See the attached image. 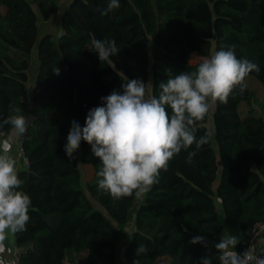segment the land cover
<instances>
[{
  "label": "trees",
  "instance_id": "1",
  "mask_svg": "<svg viewBox=\"0 0 264 264\" xmlns=\"http://www.w3.org/2000/svg\"><path fill=\"white\" fill-rule=\"evenodd\" d=\"M107 6L108 0H71L56 38L41 36L40 23L59 13L57 0H0V121L19 115L31 99L23 142L29 166L18 175L32 204L27 230L15 234L19 264H118L123 252L124 264H200L203 256L220 264L213 245L222 235L238 237L243 254L251 230L264 221V117L240 116V104L252 111L259 104L247 84L195 124L199 138L212 120L214 135L189 149L196 151L190 162L182 150L161 170L132 233L135 195L114 200L98 190L102 164L91 145L82 141L72 159L64 146L72 122L85 126L89 111L114 90L122 93L128 79L151 84L158 96L169 74L190 73L222 48L256 63L259 72L249 76L264 88V0H119L102 15ZM105 38L120 51L101 62L89 48ZM34 51L39 66L31 87ZM194 55L201 58L195 65ZM9 134L10 126L0 128ZM81 165L94 169L85 185ZM197 235L208 248L189 243ZM140 244L146 251L137 255Z\"/></svg>",
  "mask_w": 264,
  "mask_h": 264
},
{
  "label": "clouds",
  "instance_id": "2",
  "mask_svg": "<svg viewBox=\"0 0 264 264\" xmlns=\"http://www.w3.org/2000/svg\"><path fill=\"white\" fill-rule=\"evenodd\" d=\"M117 8L119 0H108L101 14L108 15ZM89 50L97 53L101 62L120 51L116 41L107 38L92 39ZM54 72L59 75V68ZM252 72H259L256 63L238 59L233 51L222 48L190 73L169 74L167 81L160 83L158 96L142 79H128L121 85L122 93L114 90L101 98L102 106L89 111L85 126L72 122L64 146L66 155L74 158L81 142H87L102 164L97 173L98 190L114 200L133 195L140 198L159 182L161 170L168 171L169 162L182 150L189 153L190 162L196 151L189 149L195 145L198 150L210 141L214 133L207 131L197 138L195 124L205 119L211 103L227 104L237 88L243 93L245 79ZM9 108L13 113L20 112L13 105ZM5 126H10V134L0 139V264H15L8 259L12 249L6 240L27 230L32 201L20 190L23 181L18 175L13 142L26 134L29 120L13 114L0 121V128ZM189 243L209 246L204 235L193 237ZM238 244L239 238L233 235H222L214 243L220 264H264V257L256 256L253 246L240 254ZM145 251L140 244L137 255ZM200 264H212V260L203 256Z\"/></svg>",
  "mask_w": 264,
  "mask_h": 264
},
{
  "label": "rangeland",
  "instance_id": "3",
  "mask_svg": "<svg viewBox=\"0 0 264 264\" xmlns=\"http://www.w3.org/2000/svg\"><path fill=\"white\" fill-rule=\"evenodd\" d=\"M58 24H59V18L52 20L50 23H48L46 25H45V21H42L40 23V27H41V29L42 28L43 29L46 28L47 30H50V31L56 33L58 31ZM199 61H201V58H198L196 56H192L190 58V63L193 64V65L197 64ZM246 78H247V81L245 83L247 84V86L252 91L256 92V94L258 95L259 104L255 106V110L254 111H252L251 106H249L248 104H244L243 107L239 109L240 116L241 117L248 116L250 114V112H253L254 116H263L264 117V88L253 77L248 76ZM148 87L151 89V84H149ZM215 107H216V102L215 103H211L210 110H209L211 115L213 114V112L215 110ZM25 116L28 117V114L26 113ZM208 127L213 132V122H212V120L209 122ZM81 171H82V176H83V183L85 185L88 181H90L93 178L94 169H93L92 166L81 165ZM145 194H143L140 198H137L136 205L133 208V210L131 211V222H130L128 228H127V232L128 233H132L135 230V219H136L137 209H138L139 204L144 199ZM121 257L125 258L124 257V252L122 253ZM157 264H168V260L167 259H160V260H158Z\"/></svg>",
  "mask_w": 264,
  "mask_h": 264
},
{
  "label": "crops",
  "instance_id": "4",
  "mask_svg": "<svg viewBox=\"0 0 264 264\" xmlns=\"http://www.w3.org/2000/svg\"><path fill=\"white\" fill-rule=\"evenodd\" d=\"M57 2L59 4V8H60L59 13L56 16H54L52 19H50L49 21H45V25L50 23L52 20L59 18L58 31L55 33V32H52L50 30H47L46 28L41 29V27H40L41 36L46 35V34H51L57 38L61 33L62 16H63L64 12L66 11V9L68 8L71 0H57ZM38 66H39L38 57H37L36 52L34 51L32 56H31V68L28 71L29 77H30L29 85L31 87L35 84V80H36L35 76L37 75ZM246 81H247V78L245 79V82ZM244 104H246V103L240 104L239 109L242 108ZM30 105H31V99L29 98L27 104L23 107V109L19 115H26V113L28 114V112L30 110ZM4 138H6V137H3L2 135H0V139H4ZM18 149H19V144L17 143V139H16L13 142V154L17 158V166H18V171H19L23 168V166H22L21 161L18 158ZM6 244L8 245V247H10L12 249V252L8 255L9 261L10 262L14 261L15 264H19V262L17 261V257L21 253L22 250L17 246L15 235H9L8 239L6 240ZM121 255H120V262L118 264H124V262H125V258H122ZM157 263H158V261L155 264H157Z\"/></svg>",
  "mask_w": 264,
  "mask_h": 264
},
{
  "label": "built area",
  "instance_id": "5",
  "mask_svg": "<svg viewBox=\"0 0 264 264\" xmlns=\"http://www.w3.org/2000/svg\"><path fill=\"white\" fill-rule=\"evenodd\" d=\"M28 120L30 123L29 117ZM23 142L24 136L17 139V143L19 144L18 158L21 161L23 168H27L29 166V159L23 147ZM250 246H253L254 254L256 256L264 257V221L257 223L251 230L248 240V248ZM20 259L21 253L18 255L17 261L20 262Z\"/></svg>",
  "mask_w": 264,
  "mask_h": 264
}]
</instances>
